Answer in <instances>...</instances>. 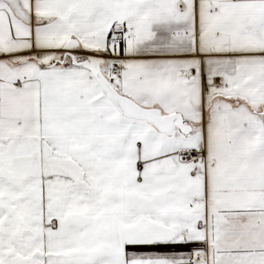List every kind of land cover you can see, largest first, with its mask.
I'll return each mask as SVG.
<instances>
[{
    "label": "crops",
    "instance_id": "obj_1",
    "mask_svg": "<svg viewBox=\"0 0 264 264\" xmlns=\"http://www.w3.org/2000/svg\"><path fill=\"white\" fill-rule=\"evenodd\" d=\"M11 143L41 264H264V0H0Z\"/></svg>",
    "mask_w": 264,
    "mask_h": 264
},
{
    "label": "rangeland",
    "instance_id": "obj_2",
    "mask_svg": "<svg viewBox=\"0 0 264 264\" xmlns=\"http://www.w3.org/2000/svg\"><path fill=\"white\" fill-rule=\"evenodd\" d=\"M21 162L17 145L0 148V264L43 263L36 220L39 214L27 206V198L20 192Z\"/></svg>",
    "mask_w": 264,
    "mask_h": 264
},
{
    "label": "water",
    "instance_id": "obj_3",
    "mask_svg": "<svg viewBox=\"0 0 264 264\" xmlns=\"http://www.w3.org/2000/svg\"><path fill=\"white\" fill-rule=\"evenodd\" d=\"M106 91L108 93H110V91L108 89H106ZM119 100H121L123 103H125L127 105L126 108H125V110L128 113H131V115H133L135 117L149 120V121L153 122L154 124H156L157 126H159L162 129H168V127L170 126L172 120L176 119L178 121V127H179V129L180 130H183V126H182L181 119L178 116H169V117L164 118V119H158L155 116H153L151 113L141 112V111H138V110H134L132 108V106L129 105V101L126 100V99L120 98ZM181 132H183V131H181Z\"/></svg>",
    "mask_w": 264,
    "mask_h": 264
},
{
    "label": "built area",
    "instance_id": "obj_4",
    "mask_svg": "<svg viewBox=\"0 0 264 264\" xmlns=\"http://www.w3.org/2000/svg\"><path fill=\"white\" fill-rule=\"evenodd\" d=\"M118 71V66L116 63H112L111 67L109 68V74L115 75V73ZM195 151L193 150H183L179 153V158L183 159V161L189 162L195 159L194 156Z\"/></svg>",
    "mask_w": 264,
    "mask_h": 264
},
{
    "label": "bare ground",
    "instance_id": "obj_5",
    "mask_svg": "<svg viewBox=\"0 0 264 264\" xmlns=\"http://www.w3.org/2000/svg\"><path fill=\"white\" fill-rule=\"evenodd\" d=\"M178 157H179V155H178Z\"/></svg>",
    "mask_w": 264,
    "mask_h": 264
}]
</instances>
